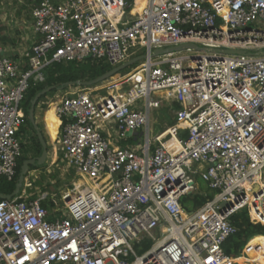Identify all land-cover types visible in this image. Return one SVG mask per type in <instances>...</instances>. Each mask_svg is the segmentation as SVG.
Segmentation results:
<instances>
[{
  "label": "built area",
  "instance_id": "1",
  "mask_svg": "<svg viewBox=\"0 0 264 264\" xmlns=\"http://www.w3.org/2000/svg\"><path fill=\"white\" fill-rule=\"evenodd\" d=\"M136 1L37 0L38 40L22 60L0 58V178L12 181L30 81L54 63L114 68L145 55L116 81L70 87L51 104L62 158L50 167L81 177L49 194L29 172L0 200V264H238L223 251L232 216L245 209L264 225V0H144L133 11ZM182 44L202 51L152 56ZM163 105L173 122L151 135ZM129 131L135 145L121 146ZM196 176L217 194L189 211Z\"/></svg>",
  "mask_w": 264,
  "mask_h": 264
},
{
  "label": "trees",
  "instance_id": "2",
  "mask_svg": "<svg viewBox=\"0 0 264 264\" xmlns=\"http://www.w3.org/2000/svg\"><path fill=\"white\" fill-rule=\"evenodd\" d=\"M110 69L107 68L104 62L94 61L92 59H85L81 62H62L51 64L45 70V79L43 82L33 85V89L29 91L26 96L24 95L26 109L22 110L25 117V122L29 125L28 112L30 109L31 101L34 96L39 92L49 88V87H61L69 82H86L91 81ZM107 83H104L103 86H106ZM97 86L95 88H99ZM66 90V88H65ZM45 96L41 97L36 106L42 101ZM23 101V100H22ZM47 110V109H46ZM45 110V111H46ZM44 111V112H45ZM43 112V113H44ZM44 115V114H43ZM171 125V123H170ZM23 132V131H22ZM34 138L36 139L38 149L36 150V156H39L41 153V145L34 131ZM24 147V145H23ZM24 150V148H23ZM22 150V151H23ZM19 161V160H18ZM25 161V160H24ZM22 161L18 162L16 168V175L12 181H6L3 178H0V194L8 196L12 194L15 189L17 178L22 166ZM34 168L30 167L29 170ZM205 197L200 194L193 195L192 208L203 205L206 202ZM46 206V205H45ZM231 222L236 228V233L234 236L230 237L223 244L224 253L232 258H236L243 251V257L236 259L235 262L238 264H264V225H254L250 222L247 210H241L234 214L231 218ZM150 244L148 243L143 249H148Z\"/></svg>",
  "mask_w": 264,
  "mask_h": 264
},
{
  "label": "rangeland",
  "instance_id": "3",
  "mask_svg": "<svg viewBox=\"0 0 264 264\" xmlns=\"http://www.w3.org/2000/svg\"><path fill=\"white\" fill-rule=\"evenodd\" d=\"M143 51H140L139 54H142ZM138 64V63H137ZM130 66L126 69H124L123 71H121L120 73H118L116 76H114L113 78L109 79L108 82L106 83H112L114 81H116V79L118 78V76H122L130 71H132L136 65ZM107 68L112 69L113 67H111L109 64H106ZM103 85V84H100ZM74 87V86H73ZM33 89V84L30 81L29 85H28V90L25 93L26 94L31 91ZM68 88H66L67 90ZM65 89L63 90H53L51 92H49L48 94L45 95V97L42 99V101L38 104L37 107H35V112H34V119L36 122V126L39 128V130L41 131V133H44V119L46 117V115H43L44 111L46 109H48V106H50L51 104H57L60 99L61 96L64 94V92L66 91ZM163 105L161 108L157 109L156 111L153 112V114L151 115V135H157L159 132H162L167 126H169L170 123L173 122L174 119V114L173 111L169 110L168 106ZM20 108L25 110L26 109V105H25V99H23V101L20 103ZM174 108H177L176 106ZM25 128L22 129L23 131V135H20L21 140L23 141V145H24V150L22 151V156L19 159V164L20 162L26 160V159H30V158H34L37 157L36 154V150L38 149V145L36 142V139L34 138V129L32 127V125H29L27 122H25ZM45 137V136H44ZM45 142H47V139L45 137ZM141 141H144V136L141 139ZM119 144L121 146H133L135 145V141L133 140H129L127 142H119ZM61 155H58V161L61 159ZM66 164L59 162L57 165L49 167L48 169V162L44 163L41 166H32V170H29L30 174H34L33 175V179L35 182V187L37 188V190L40 191H48L50 193V191L52 190H56V187L58 188V190H56V192L58 193L59 190H65L66 188H68L70 185H68L71 181L76 180L78 178H80L81 176H76L75 174V170L74 169H68L67 171H65V173H63L64 169H65ZM47 169L49 171H47ZM35 173H34V172ZM29 172L26 175L27 177H29ZM195 185L196 188L198 190V192L196 194H203L205 193L207 195V199L210 200L213 198V196L215 194H217L216 191H212L209 189L207 183H205L199 176H196L195 178ZM35 189L30 190L31 192H33ZM195 196V195H194ZM59 197V195H57V198ZM206 199V201H207ZM185 202H183V207L187 210H192V204H193V200L190 198L184 199ZM43 205H48V208L50 207L49 204V200L48 202L43 203ZM140 254V252L138 253ZM241 255V253H240ZM243 255V254H242Z\"/></svg>",
  "mask_w": 264,
  "mask_h": 264
},
{
  "label": "crops",
  "instance_id": "4",
  "mask_svg": "<svg viewBox=\"0 0 264 264\" xmlns=\"http://www.w3.org/2000/svg\"><path fill=\"white\" fill-rule=\"evenodd\" d=\"M36 3L37 0H0V58L8 57L14 61L22 60V56L38 40V37L33 33L30 15L31 10ZM51 108V105L48 106V128L45 126L44 133H41L43 139H45V137L47 139L46 144L48 155L46 162H48V169L50 163L55 162L59 155L56 148L58 132L56 131L55 135L54 129H51L52 118L49 115ZM129 140L134 141V139L129 136L125 141L121 142H127ZM56 190H58L57 187ZM56 190H53V192L51 190L50 193H48H55ZM242 254L243 251L241 252V255L236 257V259L243 257L244 255Z\"/></svg>",
  "mask_w": 264,
  "mask_h": 264
},
{
  "label": "water",
  "instance_id": "5",
  "mask_svg": "<svg viewBox=\"0 0 264 264\" xmlns=\"http://www.w3.org/2000/svg\"><path fill=\"white\" fill-rule=\"evenodd\" d=\"M187 50L190 51H194V52H201L202 49L193 45V44H182L180 46L177 47H172V48H166V49H158V50H154L152 52V56H161V55H166V54H170V53H182L185 52ZM217 52L219 53H223L226 55H232V54H243L244 52L241 51H233V50H225V51H220L217 50ZM145 58V55L143 56H139L136 58H133L131 60H129L128 62L114 67L112 69H110L109 71H107L106 73H104L103 75L91 80V81H86V82H80V81H76V82H69L59 88L57 87H49L41 92H39L38 94H36L33 98V100L31 101V105H30V109L28 112V119L30 124L32 125L35 134L40 142L41 145V154L38 157L35 158H31V159H26L25 161H23L22 166L20 168V172L17 178V183L15 186L14 191L12 192V194L8 195V196H4L0 194V200H5V199H10L14 196H16L21 187L22 184L24 182L25 176L27 175V173L29 172V168L32 166H41L46 162L47 159V155H48V150H47V144L43 139V136L40 132V130L37 128L36 123H35V119H34V112H35V106L37 101L45 96L46 94H48L49 92L53 91V90H63L65 88H70V87H92V86H97L100 85L106 81H108L109 79L113 78L114 76H116L118 73H120L121 71H123L124 69L133 66L137 63H139L140 61H142ZM132 135V132L129 131L126 133V136L129 137ZM229 205L226 203H223L220 205L221 208H226Z\"/></svg>",
  "mask_w": 264,
  "mask_h": 264
},
{
  "label": "bare ground",
  "instance_id": "6",
  "mask_svg": "<svg viewBox=\"0 0 264 264\" xmlns=\"http://www.w3.org/2000/svg\"><path fill=\"white\" fill-rule=\"evenodd\" d=\"M143 4H144V0H137L136 1V7L134 8L133 11L140 10L141 7L143 6ZM51 107L52 108H51L50 113H49V115L52 118L51 129H54L55 135H56V131H57V128H58V120H57V118H56V116L54 114V106L51 105ZM44 115H46V117H45L43 122H44L45 126L48 128V109L44 112ZM81 184H82V182H78L77 183L78 186L81 185Z\"/></svg>",
  "mask_w": 264,
  "mask_h": 264
}]
</instances>
